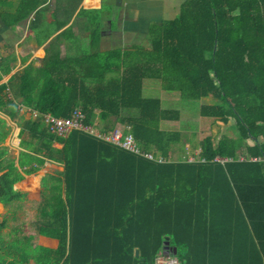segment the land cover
<instances>
[{
  "label": "trees",
  "instance_id": "obj_1",
  "mask_svg": "<svg viewBox=\"0 0 264 264\" xmlns=\"http://www.w3.org/2000/svg\"><path fill=\"white\" fill-rule=\"evenodd\" d=\"M9 2L0 0L7 29L28 21L36 49L52 38L39 66L11 74L26 58L14 47L0 54V114L20 139L17 157H7L10 130L0 117V204L8 211L23 202L27 194L14 186L45 162L62 171L41 179L33 231L0 219V264H154L166 238L179 264H264V0H182L173 19L150 25L147 46L102 50L109 10L54 0L47 16L46 1L18 0L14 10ZM147 79L182 100H209L198 115L232 134L205 136L193 161H170L181 132L160 123L179 112L143 97ZM19 105L57 118L79 109L84 125L101 131L128 125L140 149L164 161L81 130L56 136L40 119L18 115Z\"/></svg>",
  "mask_w": 264,
  "mask_h": 264
},
{
  "label": "crops",
  "instance_id": "obj_2",
  "mask_svg": "<svg viewBox=\"0 0 264 264\" xmlns=\"http://www.w3.org/2000/svg\"><path fill=\"white\" fill-rule=\"evenodd\" d=\"M11 2L7 5L11 7L10 10H14L18 0H11ZM116 2L118 3L110 8L109 13H105V16L102 18L101 50L102 44L107 40L110 41L111 44L115 42V45H119L117 43L119 41H129L130 44L134 43L139 45L142 44L140 41H148V29L150 25L173 19L179 12L182 0H117ZM47 4L48 6L46 7L49 15L54 9V3L48 2ZM102 4V0H92L90 3L86 2V0H82L80 7L87 10H97L102 7ZM27 24L28 21L26 23H20L16 26L15 31L11 32L4 26L0 19V43L5 38L4 35L8 32L17 33L19 38L14 44L15 52L19 58H26L23 65H21L19 61L15 64V68L11 74L22 69L31 61L34 62L35 66H39V60L44 56L43 47L52 38L50 37L42 47L36 49L34 46L35 44L27 40ZM113 26H115V28H113ZM9 76L4 77L3 82H6ZM0 117L4 119L7 118L1 114ZM56 146L58 147V145ZM61 171V165L47 161L36 174L25 176L14 188L20 192L26 193L27 198H34L35 195H37L36 197L38 198L42 177ZM4 209L5 208L0 204V211ZM37 244L55 248L57 243L52 239L38 237Z\"/></svg>",
  "mask_w": 264,
  "mask_h": 264
},
{
  "label": "rangeland",
  "instance_id": "obj_3",
  "mask_svg": "<svg viewBox=\"0 0 264 264\" xmlns=\"http://www.w3.org/2000/svg\"><path fill=\"white\" fill-rule=\"evenodd\" d=\"M40 6L43 2H54V0H37ZM92 0H86V2L90 3ZM102 7L104 10H109L118 2L115 0H102ZM51 13V12H50ZM49 13V14H50ZM47 16L48 11L45 12ZM48 22L46 20L45 25ZM106 28V26H105ZM115 28V26H113ZM10 31V30H9ZM54 32L50 25H47V33L49 35ZM5 38L1 41L0 44V54L5 55L9 52L10 47H14L16 40L19 38L17 33L8 32L4 35ZM45 37V36H43ZM113 42V41H112ZM119 45L126 46L129 45V41H119L117 42ZM142 45L147 46L148 41L143 40L140 41ZM116 43H110V41H105L102 44V49H107L113 47ZM115 47V46H114ZM19 71V70H18ZM142 95L147 98H156L161 100L162 108L164 109H175L179 112V120L177 121H163L160 123V128L162 130L167 131H180L181 139L180 142L173 145L168 159L170 161H177L179 159L188 158V160H194L199 155V143L200 141L207 135H212L214 141L218 139L221 134L228 133L232 134L227 125H223L221 123L213 122L212 119L201 118L198 115V106L201 103H208L209 100L204 99L200 101H192V100H182L178 93L176 92H165L161 89L160 83L157 80H144L142 83ZM19 112V111H18ZM18 115L24 116V118L29 117L28 112L18 113ZM7 120V129L9 128L10 132L8 137L4 142V146L7 148L8 153L7 157L16 158L20 148L19 142L20 139L18 137L19 128L15 123L9 122ZM98 127V126H96ZM98 129V128H97ZM58 173V172H57ZM56 174V173H55ZM52 175V174H50ZM41 184V183H40ZM35 195L34 198L28 197L21 203H14L13 205H9L11 209L0 211V219L5 218L8 221L9 229L14 227L24 226L26 232L33 231L34 227L32 225V221L36 217L37 205L40 200ZM16 204V205H15Z\"/></svg>",
  "mask_w": 264,
  "mask_h": 264
},
{
  "label": "built area",
  "instance_id": "obj_4",
  "mask_svg": "<svg viewBox=\"0 0 264 264\" xmlns=\"http://www.w3.org/2000/svg\"><path fill=\"white\" fill-rule=\"evenodd\" d=\"M20 113L28 112L32 120L40 119L48 131L59 137H66L71 130H81L86 132L100 141L118 147L128 153L141 156L149 161L163 162L160 156H154L149 152L140 149L136 140L134 139L130 126H116L109 131H101L94 126L84 125V115L79 109H74L68 118H57L50 114H38L36 111L28 109L24 106H18ZM240 159H244L240 157ZM252 161H257L259 158H252ZM193 161V160H190ZM154 264H179L175 256L171 254H164L161 252L155 259Z\"/></svg>",
  "mask_w": 264,
  "mask_h": 264
},
{
  "label": "water",
  "instance_id": "obj_5",
  "mask_svg": "<svg viewBox=\"0 0 264 264\" xmlns=\"http://www.w3.org/2000/svg\"><path fill=\"white\" fill-rule=\"evenodd\" d=\"M83 4V3H82ZM164 252V254H170V247H169V243H168V239L166 238V240H164L163 242V249H162ZM173 256H175V249H174V252L172 253ZM134 256L137 258L139 256V252L138 250H135L134 251ZM139 264H145L143 262V259H141L140 263Z\"/></svg>",
  "mask_w": 264,
  "mask_h": 264
}]
</instances>
